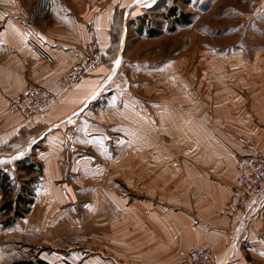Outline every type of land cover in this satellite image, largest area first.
I'll list each match as a JSON object with an SVG mask.
<instances>
[{"label": "rangeland", "instance_id": "1", "mask_svg": "<svg viewBox=\"0 0 264 264\" xmlns=\"http://www.w3.org/2000/svg\"><path fill=\"white\" fill-rule=\"evenodd\" d=\"M114 2L0 0V34L9 27L19 34L12 19H20L25 55L33 35L70 42L77 22L85 25L92 54L87 59H97L87 75L102 69L93 76L99 91L92 102L51 125L50 117L9 111L15 95L0 93V132L20 126L0 145V166L10 164L4 171L16 186L6 198L0 192V206L35 177L24 217L4 227L0 213V264L36 258L47 264H183L196 247L210 249L216 264L227 251L225 261H264L258 251L264 235L249 236V227L225 246L214 239V245L190 247L188 241L210 238L186 228L192 223L184 192L191 195L192 181L173 172L203 167L206 177L227 186L244 138L264 158V0H138L125 19L114 14L110 46L99 57L96 16ZM94 9L98 14L90 16ZM7 38L14 46L12 34ZM16 49L0 43V65L11 71L2 72L7 84L15 73L30 80L33 72L29 55L22 62L9 57ZM243 108L246 136L237 125ZM26 158L41 163L42 173L25 175L15 161ZM52 161L54 170H45ZM160 167L173 174L150 187ZM262 199L264 194L254 202ZM171 223L178 228L169 229ZM168 251L173 253L165 256Z\"/></svg>", "mask_w": 264, "mask_h": 264}, {"label": "crops", "instance_id": "2", "mask_svg": "<svg viewBox=\"0 0 264 264\" xmlns=\"http://www.w3.org/2000/svg\"><path fill=\"white\" fill-rule=\"evenodd\" d=\"M137 1L138 0H121L119 2V0H115L111 9H104L102 11V15L98 16H96L98 13L95 9L94 11H92L90 16H96L95 28L99 37L100 44L98 51L99 57L104 56L107 48L110 46V30L112 29L114 14L122 13L125 19L131 14V8H133L134 4L137 3ZM0 11L2 13H5L2 9H0ZM12 21L16 30L18 27L19 34H17V32L15 31L12 33L11 27L4 28L1 30L2 34H0V43L2 45H7L10 49L14 48L15 50H17L16 46L18 45V54L14 53L9 57H13V61L18 60L19 62H22V59L28 57L29 55V65L32 68L33 72L31 73V75H29L30 80L24 79L23 76L18 77L19 74L17 75L15 73L13 77V83L7 84V76L5 75H7L8 73L2 74V72L6 71L7 68H5L3 64L0 65V93L4 92L6 94H12L11 96H13L23 91L30 84H36L56 94L57 99L51 109H49L43 114L36 116V118L40 116V118L43 119L46 117H50L48 121H46L47 125L58 123L59 121L70 117L69 115L83 110L90 102H92L91 100L97 95L99 91L96 87V83L94 81L95 79L93 76H99L101 74L102 69L98 67L94 72H91L86 75L82 79V81L78 82L70 90L62 94H59L56 80L60 74L79 64L83 60L87 59L88 56L92 55L88 47L87 35L85 33V25H82L77 22H74L73 24L70 23L72 25L76 23L77 25H74V36L72 37V39H70V42H68L67 40L66 44L64 43V41L60 43L57 40L45 36L33 35V42L31 41V46L29 47L30 54L25 55L23 53V44L21 43V31L23 28V22H21L20 19H12ZM10 24L11 23H7V25ZM9 34H12L14 46L11 44V42H9V39L7 38ZM0 57L1 60L2 56ZM87 76L90 77L86 78ZM28 81L30 82V84L28 83ZM7 86L8 89L4 88ZM239 111L242 112L238 113V130L243 131L246 130L245 127L247 122L245 121H247L246 118L248 113L246 112L245 108ZM193 115L194 114H191L192 118ZM191 122H193L197 126V124L195 123V119L191 120ZM19 128L20 126L15 130L14 133L8 135H6L5 131L0 132V145L4 144L13 135H18V133L16 132ZM242 133L245 136L247 134L246 131H243ZM195 140V146L197 147V149H195L194 151L199 152V141L197 138H195ZM240 140V144L237 147L238 152L243 153L244 155H250L254 154V152H257L258 146L255 145L249 147L248 142L245 138ZM243 154H239L237 155V157L242 156ZM53 164V161L49 163L48 168L46 167L45 170H54ZM148 170L151 171V167ZM173 172L174 176L175 174L178 176L185 173L188 177H190V180L192 181V187L190 191L191 195L187 194L188 192H184L185 195L182 193V196H185L184 198L188 200V203H190L191 206V215L186 217L190 220L192 224L191 226L186 228L190 230L189 233H197L196 231L203 230L204 237H206V239L210 238V240L205 241V243L199 242L198 240H196L195 242L188 241L187 243L188 245H190V247L196 246L193 244H196L197 242V244L208 243L214 245V239H222L223 245L225 246V244H227L228 239H230L231 237L238 236L240 229L244 227H249L247 231L249 236L264 235V199L260 200V203L257 204L253 201L254 205L250 204L244 214L234 216V218L229 217V213L227 211V204L229 203L231 196V180L233 181L234 179V171L232 165L229 166V178L227 186H221L220 184L210 180L208 176L206 177L205 174L207 173L204 171L203 167L199 168L197 166L195 169H191L190 167L178 166L175 167ZM173 172L166 171L162 167H160L158 171L155 172L156 174H158V178L155 176L152 185L150 184L149 186L155 187L157 184H160V182H162L165 177H169L167 176V174H173ZM203 216L207 217L208 219H203ZM185 221L187 220L185 219ZM208 222L209 224H207ZM202 223L204 226H202ZM168 227L169 229H174L178 228V225L171 223L170 225H168ZM160 244L161 243L155 246L159 247ZM183 249L185 248L178 247L177 251L182 252ZM242 249L244 248H239V250ZM258 251L264 253V248L262 245L258 246ZM160 252L164 255V250H160ZM172 253V251H168L165 256L170 255ZM226 254L229 255V252L227 251L225 254H223V262L221 264H255L250 261L244 260L242 257H239V259L234 263L232 261H229V259L225 261L224 255ZM158 259H164V257L161 256L158 257ZM262 259H264V254ZM257 264H264V261Z\"/></svg>", "mask_w": 264, "mask_h": 264}, {"label": "built area", "instance_id": "3", "mask_svg": "<svg viewBox=\"0 0 264 264\" xmlns=\"http://www.w3.org/2000/svg\"><path fill=\"white\" fill-rule=\"evenodd\" d=\"M91 46L97 47V38L92 37ZM95 56L69 69L57 79L59 94L68 91L92 70ZM57 95L46 88L30 84L23 91L11 97L7 109L30 119L48 111L55 103ZM234 179L230 193L228 210L233 216L244 214L257 198L264 194V158L254 154L242 155L233 164ZM230 213V215H232ZM183 264H216L212 251L196 247L188 251Z\"/></svg>", "mask_w": 264, "mask_h": 264}, {"label": "trees", "instance_id": "4", "mask_svg": "<svg viewBox=\"0 0 264 264\" xmlns=\"http://www.w3.org/2000/svg\"><path fill=\"white\" fill-rule=\"evenodd\" d=\"M170 13H175V9H171ZM114 27V21L112 28ZM112 29L110 30L111 33ZM18 168L24 172L25 175L37 176L42 173L41 163L26 159H20L15 161ZM4 166H10L6 163L0 166V192L6 198L15 189V185L12 182L11 175L4 171ZM35 181V177H31L18 188V192L11 199H6L0 206V213L5 216L3 221L4 227H11L17 219H21L29 211L31 204L33 203V193L30 189ZM13 264H47L44 260L40 258L36 259H26L16 261Z\"/></svg>", "mask_w": 264, "mask_h": 264}, {"label": "snow or ice", "instance_id": "5", "mask_svg": "<svg viewBox=\"0 0 264 264\" xmlns=\"http://www.w3.org/2000/svg\"><path fill=\"white\" fill-rule=\"evenodd\" d=\"M116 63H119V61H117ZM262 254H264V253H262Z\"/></svg>", "mask_w": 264, "mask_h": 264}]
</instances>
